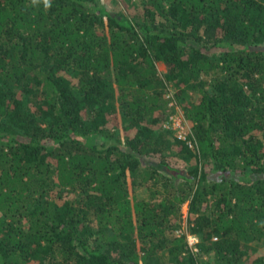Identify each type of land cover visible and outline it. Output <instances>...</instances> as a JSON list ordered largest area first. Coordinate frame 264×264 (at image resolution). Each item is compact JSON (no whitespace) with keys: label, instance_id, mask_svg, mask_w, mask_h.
I'll list each match as a JSON object with an SVG mask.
<instances>
[{"label":"trees","instance_id":"trees-1","mask_svg":"<svg viewBox=\"0 0 264 264\" xmlns=\"http://www.w3.org/2000/svg\"><path fill=\"white\" fill-rule=\"evenodd\" d=\"M126 1L0 0V264H264V0Z\"/></svg>","mask_w":264,"mask_h":264},{"label":"rangeland","instance_id":"rangeland-1","mask_svg":"<svg viewBox=\"0 0 264 264\" xmlns=\"http://www.w3.org/2000/svg\"><path fill=\"white\" fill-rule=\"evenodd\" d=\"M136 5L141 6L140 0H132ZM97 2L101 5H104L106 9H108L111 13H117V11H121L123 13L127 14V10L131 8L130 5L127 4L126 0H97ZM140 7H135L133 10L135 13L139 12ZM213 51V50H212ZM158 75L160 77H163L164 73L166 72L165 65L161 62L156 63ZM164 98L167 100V108L173 109L172 113H170L168 116H166L162 122L156 127V130L158 132L163 131L164 129L169 130L171 133L170 135L172 136H178V135H183L184 133L187 134L189 133L190 126L187 123L186 119L184 118V114L181 108V101L183 100H188L190 97H194L196 93L192 90L185 91L182 94H179L180 92L179 89L174 88L171 83L165 84L164 87ZM181 93V92H180ZM156 131V132H157ZM117 132L119 135L122 136V130L121 126L117 128ZM169 136V135H168ZM135 195L137 197H146L149 198V192L145 190L144 188H139L135 192ZM188 206L187 202H184L181 204L180 207V226L181 229L177 230L175 233L180 234H185L189 232L188 229V220H189V214H188ZM180 232V233H179ZM253 254L255 255H263L264 256V245H258L257 249L253 251ZM211 255L208 257L211 259Z\"/></svg>","mask_w":264,"mask_h":264},{"label":"built area","instance_id":"built-area-1","mask_svg":"<svg viewBox=\"0 0 264 264\" xmlns=\"http://www.w3.org/2000/svg\"><path fill=\"white\" fill-rule=\"evenodd\" d=\"M188 134L189 133H187V134L184 133L183 135H178L176 137L179 138V139H181V140H185ZM187 144L190 147H192V142H190V140L187 141ZM177 235H180V234H177ZM181 235H183L186 238V241H187L188 245L193 249V251H196L197 248L195 247V244L198 242V238L195 235L190 234L189 232L186 233V235L185 234H182V232H181Z\"/></svg>","mask_w":264,"mask_h":264},{"label":"clouds","instance_id":"clouds-1","mask_svg":"<svg viewBox=\"0 0 264 264\" xmlns=\"http://www.w3.org/2000/svg\"><path fill=\"white\" fill-rule=\"evenodd\" d=\"M33 2L35 3L36 0H33ZM44 4H45L46 7L50 6L49 0H44Z\"/></svg>","mask_w":264,"mask_h":264}]
</instances>
